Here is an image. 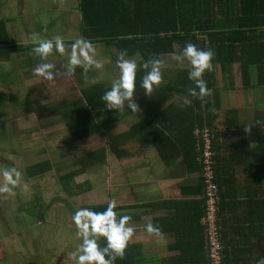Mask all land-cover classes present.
Segmentation results:
<instances>
[{
	"label": "crops",
	"instance_id": "1",
	"mask_svg": "<svg viewBox=\"0 0 264 264\" xmlns=\"http://www.w3.org/2000/svg\"><path fill=\"white\" fill-rule=\"evenodd\" d=\"M41 1L44 0H0V17L6 21L12 43H34L35 41L28 42V40H32L39 31L42 32L44 38L54 37L59 31L66 30L68 34L76 35L77 33L83 37L80 0H48L55 7L57 14V16L53 14L49 17H45L43 14L49 7H39ZM198 5L201 15L216 19L220 18L215 16H220L222 11L229 12L227 30L236 29L237 0H227L225 4L221 3V8L220 6L215 8L208 0H201ZM12 25L15 26L12 27ZM260 27L246 31V39L244 44L242 43V47L239 48L240 54L237 55L239 60L234 62L229 70L222 72L220 64H215L210 79L207 81L206 72L203 76L207 86L212 83L210 95L213 96L214 92L219 94L216 99L212 98L216 103L213 105V145L216 150V172L221 182L219 190L224 195V206L220 216L224 246L229 260L233 264H255L257 258L264 256V27ZM15 28L18 30L16 31ZM20 32L25 34L24 38ZM18 36L24 41H21L22 39L18 41ZM62 39L69 41L65 46L70 48V41L73 39L64 37ZM100 43L107 47L105 43ZM69 44L70 46H68ZM233 44L239 43L235 41ZM30 51V49L14 51L11 57L14 53H30ZM107 53L109 55L112 52L109 50L105 53L97 52V54L103 55ZM65 60L66 57L61 58L60 56L56 60V68L62 70L66 65ZM3 61L7 62L8 60ZM244 67L248 71L249 84H246L242 79ZM181 68L182 71L187 69V61L182 62V66L176 67L175 73L170 76L167 75L171 70L165 71L162 83L178 77ZM90 73L91 70L81 73L78 68L73 75L90 81ZM97 82L109 86L105 82ZM90 83L88 82V84ZM88 84L80 85L81 96V88ZM185 86L182 93H175L160 106V109L171 103L177 107H184L192 103L195 97L189 95L187 91L191 84ZM82 99L83 102L80 105H74L65 110H57L58 105H56L57 108L48 107L49 119L47 120L49 121L46 123L47 126L43 125L44 128L56 133L65 127L70 133L69 139L72 142L86 140L98 133H103L105 136L103 145H105L107 131L113 135L120 134L128 130L139 119L137 112L133 113L125 109L122 112H116L115 119L107 127L105 126L106 128L103 127L97 132L73 140L71 128L64 116L65 113L86 105L83 96ZM140 99V101L134 99V102L137 105L142 103L147 107L146 113L152 114L148 96H142ZM245 125H249L247 132H245ZM125 147L129 150V155L117 158L109 152L104 162L88 167L84 173L95 166L104 168V166L110 165L109 178L112 181L109 182L108 187L113 191L110 194L111 198L108 197L104 201L114 200L118 205L119 212L131 217L130 223L134 227L132 242L127 247L130 256L127 264H194V262L182 258V249L178 246V234L175 230L179 232L181 229L180 225L176 224L177 221H181V218L179 217L177 220L174 218L177 212L174 203L182 200L183 189L187 188L188 184L200 180V172L188 171L181 155L172 161H165L154 144L143 146L136 141H130L125 144ZM110 156L113 157L112 162ZM79 158L80 156L75 162L74 169L64 173L78 172L79 174L73 180L82 173ZM61 163H63L62 166ZM66 163L68 161L64 159V162L59 163V167L70 166L69 163L68 165ZM48 169L49 166L40 165L37 171L43 172ZM72 183L73 181H71V185ZM70 190L73 191L72 186ZM71 192L69 191L70 195L75 194V191ZM66 207L68 208V205ZM69 209L71 213L66 217L64 225L65 229L70 228L74 233L75 228L71 218L73 209L71 207ZM149 222L159 228L158 234L146 231L145 225Z\"/></svg>",
	"mask_w": 264,
	"mask_h": 264
},
{
	"label": "trees",
	"instance_id": "2",
	"mask_svg": "<svg viewBox=\"0 0 264 264\" xmlns=\"http://www.w3.org/2000/svg\"><path fill=\"white\" fill-rule=\"evenodd\" d=\"M199 1L201 0H80L82 34L93 43L103 42L114 47L115 53L126 49L129 57L137 58L138 65L150 56L162 60L165 54L176 53L185 42L191 41L202 49L212 48L214 66L220 64L222 72L227 71L239 60L237 55L240 54L239 48L246 39V31L255 30L259 26L264 27V0H237V27L229 31L226 26L229 12L222 11L220 16H215L220 17L218 19L201 15ZM208 2L215 8L219 6L221 8V3L225 4L227 0ZM235 41L239 44H233ZM33 44L12 43L6 21L0 17V61L11 60L14 51L31 50ZM246 67L243 68L242 79L249 84ZM206 73L208 81L213 71ZM139 75L138 71V78ZM186 84H191L187 79V69L182 71L181 68L178 77L160 84L153 89L151 95H146L143 89L138 87L134 99L140 101L142 96H148L152 114H147V107L139 103V109L136 111L138 121L120 134L113 135L107 131L105 145L80 156L82 166L80 171L84 172L88 167L104 162L109 152L117 158L129 155L125 144L136 141L143 146L154 144L162 158L168 162L181 155L188 171L200 172L194 131L197 126L204 124L213 127V105L216 103L212 98L216 99L219 94L214 92L213 96L205 97L203 103L194 98L192 103L184 107H177L171 103L160 109V106L175 93H182ZM211 86L212 83L208 85L209 88ZM107 87L101 82H94L81 88L86 105L71 110L64 116L71 128L73 140L101 130L115 119L116 110L104 108V103L100 99ZM77 174L79 173L69 172L60 177L61 184L67 192H71V181H74ZM216 182L221 186L217 174ZM202 193L203 183L200 178L195 183L188 184L187 188L183 189L182 200L174 203L177 211L174 218L175 220L181 218V221L175 222L181 227L179 232L175 230L178 234V246L182 249V258L194 264H207L208 261L205 232L201 223L205 211ZM219 193L218 216L224 242L220 219L224 195L220 190ZM106 205L107 202H103L92 204L90 207L102 210ZM224 252V263L233 264L225 248ZM129 258V251L126 248L125 256L122 259L117 258L114 264H127Z\"/></svg>",
	"mask_w": 264,
	"mask_h": 264
},
{
	"label": "rangeland",
	"instance_id": "3",
	"mask_svg": "<svg viewBox=\"0 0 264 264\" xmlns=\"http://www.w3.org/2000/svg\"><path fill=\"white\" fill-rule=\"evenodd\" d=\"M39 7H49L43 13L45 17L56 14L55 7L48 0L41 1ZM57 35L65 39L79 36L77 33L68 34L67 30L59 31ZM35 37L44 38L39 31L28 42L35 41ZM23 38L18 36L17 40L24 41ZM94 46L96 52L109 50L112 53L97 54L102 68L91 70L90 81L64 74L63 68L61 75L52 81L39 78L32 73L36 58L28 52L14 53L10 61L0 62V167L15 163L23 173L15 196L0 194V264H76L71 253L78 240L75 232L65 229L64 225L71 213L69 207H90L111 198L113 189L108 187L112 181L109 178L110 165L104 168L95 166L77 176L71 185L74 195H70L60 182L62 174L74 169L78 156L104 144V134L72 142L65 127L56 133L44 128L49 121L50 106L57 108L58 105L57 110H65L80 105L83 102L80 85L94 80L109 84L116 75L114 47L101 43ZM173 56L174 53H170L163 57L162 81L165 71L171 70L167 75L170 76L185 62H178ZM51 57L48 60L57 66L56 60L60 56L54 54ZM109 158L112 162L113 157ZM64 159L70 166L59 167ZM40 165L49 166L48 171L38 172Z\"/></svg>",
	"mask_w": 264,
	"mask_h": 264
},
{
	"label": "clouds",
	"instance_id": "4",
	"mask_svg": "<svg viewBox=\"0 0 264 264\" xmlns=\"http://www.w3.org/2000/svg\"><path fill=\"white\" fill-rule=\"evenodd\" d=\"M54 54L66 57L63 73L69 76L77 68L81 73H87L90 70L98 71L102 68L91 40L76 36L71 42V47L66 48L64 40L57 35L51 38H35L29 53L36 58L32 68L33 75L47 81L60 76L61 70L48 60ZM213 57L212 48L202 49L191 41L185 42L173 56L178 62L187 61V79L192 84L187 91L201 103L212 92L203 76L205 72L213 70ZM162 64L161 59L150 56L138 65L135 58L129 57L126 49L118 51L113 61L116 75L100 96L104 108L114 109L116 112H122L125 109L136 112L139 107L134 102L135 90L139 87L146 95H151L153 89L162 83ZM244 128L247 132L249 125H245ZM22 175V171L15 166V163L0 167V194L15 196ZM71 218L78 239L76 249L71 253L76 264H114L117 258L122 259L125 256V250L132 242L134 227L130 223L131 217L121 214L114 200H108L102 210L74 207ZM145 229L148 233H159V228L151 222L145 225ZM255 264H264V256L257 258Z\"/></svg>",
	"mask_w": 264,
	"mask_h": 264
},
{
	"label": "built area",
	"instance_id": "5",
	"mask_svg": "<svg viewBox=\"0 0 264 264\" xmlns=\"http://www.w3.org/2000/svg\"><path fill=\"white\" fill-rule=\"evenodd\" d=\"M194 133L197 138L198 161L201 166L200 174L203 183L202 195L205 211L201 218V223L205 232L207 264H225V246L222 240L218 216L220 193L216 182V150L213 145L214 129L204 124L197 126Z\"/></svg>",
	"mask_w": 264,
	"mask_h": 264
}]
</instances>
